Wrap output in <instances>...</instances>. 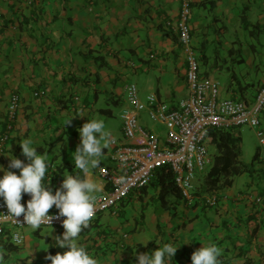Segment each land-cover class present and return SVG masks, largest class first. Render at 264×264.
<instances>
[{"label": "crops", "instance_id": "obj_1", "mask_svg": "<svg viewBox=\"0 0 264 264\" xmlns=\"http://www.w3.org/2000/svg\"><path fill=\"white\" fill-rule=\"evenodd\" d=\"M190 8L200 76L218 80L219 97L251 104L264 85V0H190ZM179 11V0H0V165L8 168L10 153L27 164L20 144L32 140L48 157L44 183L50 178L54 194L64 176L86 178L72 156L87 120H111L116 108L123 124L135 114L127 101L130 84L139 98L154 95L169 109L189 97L185 50L174 29ZM12 95L19 109L11 122ZM140 114L139 124L154 130ZM105 127L114 141L127 143L122 129ZM112 150H104L106 166ZM252 169L219 190L214 207L198 201L192 208L173 193L165 197L170 207H152L159 188L146 187L92 220L78 242L98 264H136L137 255L170 242L182 244L168 264H192L193 252L210 244L220 249L219 264H264L263 151ZM90 175L100 186L95 195L108 190L97 169ZM22 200L26 204L30 195ZM42 229L6 228L0 237L4 264H51L49 256L67 251L54 246L64 230L52 228L46 236ZM13 232L21 235L20 245L12 243Z\"/></svg>", "mask_w": 264, "mask_h": 264}, {"label": "built area", "instance_id": "obj_2", "mask_svg": "<svg viewBox=\"0 0 264 264\" xmlns=\"http://www.w3.org/2000/svg\"><path fill=\"white\" fill-rule=\"evenodd\" d=\"M179 2V18L174 29L180 46L185 50L186 83L191 95L180 100L174 109H169L165 104L158 102L154 95L147 96L145 102H142L136 86L130 84L127 87V101L135 114L126 118L122 125L127 143L113 140L111 144L112 165H101L97 168V173L108 186V190L96 195V213L92 220L115 209L130 193L148 186L153 172L164 166L170 170L173 182L183 199L192 205L195 175L203 172L211 161L205 144L212 129L227 131L240 126L256 128L259 145L264 152V122L261 120L264 113V85L259 88L251 104L242 100H220L218 82L200 76L199 62L191 47L190 0ZM37 95H44V92L35 94ZM18 109V96L12 95L7 108L9 121L15 119ZM143 111L147 112L154 124L165 128L164 135L139 124L137 114ZM204 202L206 206L214 207L218 203V196L210 195L204 198ZM21 204L26 206L23 200ZM7 212L6 205L0 201V237L4 235L6 228H30L23 223V216L17 218V221L2 219ZM63 219L65 218L60 217L53 220L52 228L64 230ZM44 227L49 226H41ZM17 234L19 233L13 232L11 235L14 245H17ZM19 238L22 242L20 234Z\"/></svg>", "mask_w": 264, "mask_h": 264}, {"label": "clouds", "instance_id": "obj_3", "mask_svg": "<svg viewBox=\"0 0 264 264\" xmlns=\"http://www.w3.org/2000/svg\"><path fill=\"white\" fill-rule=\"evenodd\" d=\"M69 122L70 118L65 123ZM79 134L81 142L72 157L75 167L85 173L86 178L63 175L64 179L54 194L49 184L50 178L47 185L44 183L49 168L48 157L39 154L32 140L25 139L20 144L22 155L29 161L27 164L9 152L8 168L0 165V172H3V176L0 177V198L8 210L2 219L17 221V218L23 216V223L30 226L33 231L40 230L42 225L49 226L47 236L51 235L52 221L60 217L65 218L62 220L64 232L54 237V246L66 247L67 251L49 256L51 264H98L95 256L78 241L80 234L90 226L95 216V194L100 191V186L94 182L90 173L100 167L101 160L105 157L104 150L110 147L114 138L111 132L106 130L105 122L99 119L87 120L79 129ZM8 169H18L19 175ZM23 194L30 195L26 206L21 204ZM53 206L58 209L56 215L49 212ZM15 239L17 245H20L19 234ZM181 244L165 243L152 253L139 254L136 257V264H168V261L173 260ZM219 256L220 249L215 244L202 245L191 255V262L219 264ZM4 261V253L0 252V264H4Z\"/></svg>", "mask_w": 264, "mask_h": 264}, {"label": "trees", "instance_id": "obj_4", "mask_svg": "<svg viewBox=\"0 0 264 264\" xmlns=\"http://www.w3.org/2000/svg\"><path fill=\"white\" fill-rule=\"evenodd\" d=\"M262 116H264V113ZM208 142L214 147L215 154L211 157L208 170L195 175V179L199 183L192 190V208L197 205L198 201L204 202V198L210 195H217L219 190L231 187L234 178L245 173H252L253 163L259 155L258 151L253 158V162L249 165L241 161V140L235 128L227 131L210 130ZM146 187L153 190L159 188L156 199L161 202L162 207H170L171 203L165 200V197L170 193L175 194L179 199H183L180 191L173 182L170 170L166 166L158 168L153 172L152 179ZM143 189L130 193L128 197L135 192H142ZM123 201L119 202L120 205L123 204ZM9 246H11L9 249L14 250L13 244Z\"/></svg>", "mask_w": 264, "mask_h": 264}, {"label": "rangeland", "instance_id": "obj_5", "mask_svg": "<svg viewBox=\"0 0 264 264\" xmlns=\"http://www.w3.org/2000/svg\"><path fill=\"white\" fill-rule=\"evenodd\" d=\"M218 81V80H217ZM222 82L221 85H223V81H222V78H221V81L220 83ZM222 87V86H221ZM142 96V95H141ZM227 97H225L223 94L220 95L219 99L220 100H224L226 99ZM143 102H145V96L144 97H141L140 98ZM104 107H106L105 104H103ZM102 105L100 107L104 108ZM115 114L116 116L113 118V119H106V122H105V126H107V122H109V125L112 126V128L117 131L118 133H120V129H122V122L120 121V118H119V111L115 108ZM142 115V119H143V122L150 128L154 129L155 132H160L162 135L165 134V128L161 125H158V124H154L148 117V114L146 111H143L141 112ZM104 116H100L99 119L101 120H104L103 119ZM106 128V127H105ZM236 129V133L237 135L239 136L240 140H241V161L244 163V164H251L253 162V158L255 156V154L258 152V151H261V148H260V145H259V140H258V137H257V130L256 128H252V127H249V126H240V127H237L235 128ZM107 130V129H106ZM150 130V129H149ZM116 133V132H115ZM113 134V133H112ZM114 135V134H113ZM206 148H207V151H208V154L212 157L213 154H215V149L214 147H212L209 142L207 141L206 142ZM109 151V148L107 149ZM103 161V163L105 162V165H109V162L107 161H104L103 159L101 160ZM209 168V166H207L205 168V171H207ZM238 181L237 179H235V182ZM199 181L195 180L194 182V187L196 184H198ZM240 183V182H239ZM150 206H157V207H162L161 205V202L160 201H157L156 199V202L155 203H152L150 204ZM43 231V234H46L50 231V229H45L43 228L42 229ZM149 235H146V238H148Z\"/></svg>", "mask_w": 264, "mask_h": 264}]
</instances>
